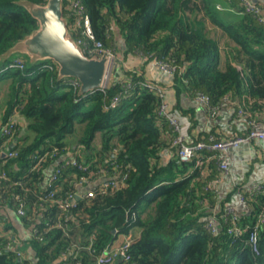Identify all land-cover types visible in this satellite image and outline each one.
I'll use <instances>...</instances> for the list:
<instances>
[{
  "label": "trees",
  "instance_id": "trees-1",
  "mask_svg": "<svg viewBox=\"0 0 264 264\" xmlns=\"http://www.w3.org/2000/svg\"><path fill=\"white\" fill-rule=\"evenodd\" d=\"M18 1L0 0V55L37 27ZM222 1L243 15L235 22L225 21L217 0L83 3L95 38L104 47H118V34L125 56L140 54L147 63L161 60L174 65L180 89L194 97L204 93L220 107L233 96L246 102L256 116L264 113V25L245 11L240 0ZM209 25L219 27L226 42L210 33ZM74 36L84 38L80 33ZM16 58L25 60V69H5ZM125 74L123 82L112 77L104 89L79 95L80 87L73 86L71 79L58 80V67L52 61L30 65L26 56L15 55L0 63V85L11 80L8 114L19 105L35 134L31 143L14 149L17 157L0 156L5 163L0 176L6 174V179L0 178V205L24 211L19 216L34 233L28 242L36 252L34 259L20 261L15 251L5 250L6 235L14 229L1 216L5 234L0 231V264H95L97 256L134 228L140 234L132 239L131 260L117 264H264V226L259 229V254L249 242L264 210V194H244L249 213L241 216L238 225L245 232L229 233L232 224L219 218L218 233L213 235L207 223L218 198L208 185L218 177L216 159L205 151L192 160L174 153L164 162L163 152L171 149L174 133L158 113L161 97L143 73ZM118 95L120 101L112 106ZM77 133L73 145L71 137ZM72 146L74 159L87 169L63 164L60 179L50 186L46 169L56 159L33 169L36 157L54 150L62 155ZM103 170L109 176L126 174L124 186L104 192L97 188L93 197L84 195L74 206L60 207L77 191L82 176ZM51 190H56L54 199L47 200ZM23 243L24 239L19 250L25 253Z\"/></svg>",
  "mask_w": 264,
  "mask_h": 264
},
{
  "label": "crops",
  "instance_id": "crops-1",
  "mask_svg": "<svg viewBox=\"0 0 264 264\" xmlns=\"http://www.w3.org/2000/svg\"><path fill=\"white\" fill-rule=\"evenodd\" d=\"M253 1L261 5L264 9V0ZM217 2L218 5L223 8L220 11L221 17L225 21L235 22L240 17L238 14L229 11L231 8L227 2L222 0H217ZM208 29L210 33L221 38L222 42H226V37L219 27L209 25ZM117 37L119 42L123 43L118 34ZM121 55L119 63L120 67L115 71L113 77L114 81L118 80L123 82L127 79L125 72L134 71L138 74L143 73L149 83L156 84L162 88L165 94V102L173 110L179 111L182 115L185 142L187 144H196L197 142L204 140L207 141L211 136H215L218 139L241 136L249 130L248 118L239 113L240 108L250 112L246 107V102L243 103L241 100H237L233 96H228V101H225L217 115L213 116L209 113L207 108L200 105L195 100L194 95L184 88L180 89V87L177 86L174 74H168L161 71L155 65V60L147 63V59L140 54L131 53L125 56L124 50H122ZM222 61L224 62V59ZM10 87L11 80H4L1 82L0 156L4 159L7 157H2L3 153L13 151L19 146L27 145L35 138V134L29 129L30 119L22 113V108H20L19 105L13 107V110L8 114L11 104ZM255 117L264 122V113L257 114ZM10 119H12L16 125V132L10 138H5L3 135V127ZM73 154L74 146H72L69 152L54 160V162L46 169V179L56 167L73 157ZM173 155L174 152H172L171 149L166 150L163 152V161L168 162ZM229 155L231 158L230 172L215 184L219 193L217 195V206L213 209V213L221 212L226 209L228 205H235L238 208L240 216H242L247 212L249 213V208H244L240 204L241 195L247 194L252 186L264 183V140L253 141L249 144L241 145L236 149L230 150ZM4 164L5 163L0 162V167L4 166ZM15 169H18V166H15ZM219 176L220 173L218 172V177ZM110 177L111 176L107 173L95 177L86 186L77 187L78 192L82 195L86 194L88 191L94 190L102 185L107 178ZM1 216L8 219V223L14 229L13 234L24 239L23 248L25 249L27 257L34 259L36 257V252L28 242L31 233L24 227L19 214L12 207L0 205V217ZM0 231L5 234L4 225H0ZM139 234V230L134 228L130 234L120 235L125 237L119 240V236L117 240L118 244L115 242L114 245H120L127 240H132L134 236Z\"/></svg>",
  "mask_w": 264,
  "mask_h": 264
},
{
  "label": "built area",
  "instance_id": "built-area-1",
  "mask_svg": "<svg viewBox=\"0 0 264 264\" xmlns=\"http://www.w3.org/2000/svg\"><path fill=\"white\" fill-rule=\"evenodd\" d=\"M242 6L245 8L246 12H250L254 14V16L258 19V21L264 25V9L261 5L255 3L253 0H240ZM218 8L222 10V6L218 5ZM229 11L238 14L239 16L243 15V12H239L233 8L229 9ZM65 16L69 19V29L74 33H80L86 40L92 42V45L89 46L87 41L84 38L77 39L78 43L82 46L84 51L89 56L97 55L101 57L102 55H109L111 57L112 63L115 62V53L114 50L110 48H106L100 41H97L93 32V25L91 18L85 11L83 0H66V11H64ZM111 63V64H112ZM118 64V62H115ZM155 65L163 72L168 74H174L177 71V68L174 65L166 63L161 60H155ZM49 67V66H48ZM54 67L51 65L50 69ZM5 69H25V60L22 58H16L14 61L9 63ZM4 69V70H5ZM70 83L75 87H80V82L77 79H71ZM108 85V84H107ZM106 85V87H107ZM149 87L155 89L159 96L161 97V104L159 106L158 113L159 115L165 117L167 120L172 132L174 133V139L172 142L171 151L177 154L182 160H192L198 155H203L201 152L211 153L209 158H215L218 166V170L220 173V178H216L215 181H211L208 185V189L218 195V189L216 188V182L220 181V179L230 172L231 167V158L229 155V151L232 149H236L244 144H249L253 141L264 140V122L259 118L252 115V113L247 112L245 109L240 108L239 113L248 118L249 130L241 135L234 136L230 138L218 139L215 136H211L208 140L199 141L196 144H187L185 142L183 124H182V115L179 111L173 110L166 102H165V94L162 88H160L156 84L149 83ZM127 87H131V84L127 83ZM195 100L209 111L213 116L217 115L219 110L221 109L220 105H216L212 102L211 98L204 93H197L195 95ZM120 101V96H116L112 102V106H115ZM225 101H228L226 98ZM237 103V102H235ZM16 132V125L12 119L8 120V122L3 127V135L5 138H10ZM58 151L54 150L51 154H45L42 157H36L37 162L33 169H41L43 164L48 160L58 159L64 154H59ZM18 156L17 151H9L6 152V157L11 159ZM63 164H72L77 166L79 169L85 170L87 166L79 164L74 157L69 158L64 163L60 164L58 167L54 169V171L48 176L46 182L52 186L55 184L62 174V166ZM107 173L106 170L98 172L96 176L92 174L90 177L82 176L78 182L76 183L77 187H84L89 184L95 177L101 176ZM2 179H6V174H2L0 176ZM127 179V175H118L115 173L110 178L97 188L102 192L106 191L107 188L112 187L114 189L123 187ZM96 188V189H97ZM95 190V189H94ZM90 190L86 194H81L77 191L74 193H70L65 203H61L60 207L63 210L67 209L70 206H74L75 202L78 200L77 196H81V198L85 196L93 197L95 195V191ZM56 190H51L48 194H46L45 198L47 200L54 199ZM249 195L254 196L258 194H264V183L256 184L251 187L248 191ZM18 197V196H17ZM240 204L244 208H249V204L246 200L244 194L241 195ZM19 215H23L24 211L22 209H18L17 212ZM240 214L238 208L235 205H228L225 211L222 213L220 217H218V213H214L208 219L207 227L211 231L213 235H217L218 233V225L219 218H222L224 221L230 222L232 225L229 228V233L231 234H242L245 232L238 224L240 220ZM264 226V210L258 215L257 221L253 229L249 233V242L256 254L260 253L259 249V229ZM37 230H35V234ZM34 233H31L33 236ZM7 243L5 245V250H13L15 251L18 259L20 261L27 259V255L23 250H19L21 244L23 242V238L13 235L7 234ZM132 244V240H127L120 245H113L109 248H106L104 252H102L96 258L95 264H117L120 262H128L131 260L130 256V247ZM89 249H92V246H89ZM94 251V250H93Z\"/></svg>",
  "mask_w": 264,
  "mask_h": 264
},
{
  "label": "water",
  "instance_id": "water-1",
  "mask_svg": "<svg viewBox=\"0 0 264 264\" xmlns=\"http://www.w3.org/2000/svg\"><path fill=\"white\" fill-rule=\"evenodd\" d=\"M16 4L29 12L37 27L2 53L0 63L15 55L26 56L30 65L52 61L58 67L59 81L77 79L80 82L79 95L106 87L111 57L87 55L69 29V19L64 14L65 0H47L43 4L19 0ZM118 67L119 63L115 69ZM2 157H6V153Z\"/></svg>",
  "mask_w": 264,
  "mask_h": 264
},
{
  "label": "rangeland",
  "instance_id": "rangeland-1",
  "mask_svg": "<svg viewBox=\"0 0 264 264\" xmlns=\"http://www.w3.org/2000/svg\"><path fill=\"white\" fill-rule=\"evenodd\" d=\"M123 45H124L123 43L119 42L118 43V47H117V44L113 47L114 51L116 50L115 51L116 52V54H115V59H116L115 62L120 63V58L122 56L121 53H122V50H124V46ZM115 62L111 64V68H110V71H109V77H108V83L107 84H109L111 82L112 77H114V75H115V71H116L115 66L117 65V63H115ZM78 134L79 133H77L73 137H71V140H72L71 143L73 145L76 144V140L78 139L76 135H78ZM95 144H96V146L100 145V134L97 135L96 140H95ZM123 237H125V236H123ZM123 237L120 236L119 240L122 239ZM116 243L118 244L117 241H116Z\"/></svg>",
  "mask_w": 264,
  "mask_h": 264
}]
</instances>
